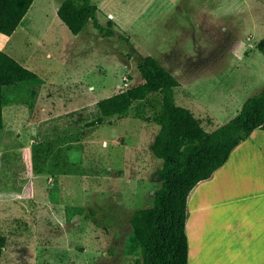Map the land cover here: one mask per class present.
<instances>
[{
    "label": "rangeland",
    "instance_id": "374dc122",
    "mask_svg": "<svg viewBox=\"0 0 264 264\" xmlns=\"http://www.w3.org/2000/svg\"><path fill=\"white\" fill-rule=\"evenodd\" d=\"M62 1L35 0L9 45L43 82L5 91L0 264H138L131 215L161 184L160 126L137 104L89 126L98 102L142 82L151 55L178 78L179 105L207 131L224 125L264 87V0H91L114 36L92 23L73 34ZM10 38L0 33L1 50Z\"/></svg>",
    "mask_w": 264,
    "mask_h": 264
},
{
    "label": "trees",
    "instance_id": "16d2710c",
    "mask_svg": "<svg viewBox=\"0 0 264 264\" xmlns=\"http://www.w3.org/2000/svg\"><path fill=\"white\" fill-rule=\"evenodd\" d=\"M34 0H0V32L12 35ZM58 16L69 30L79 35L92 23L106 36H114V22L98 19V6L91 0H63ZM264 53V38L257 44ZM142 82L98 102L100 115L89 126H98L114 115L124 117L135 107L139 117H152L160 129L151 143L153 154L163 161L160 186L150 207L131 215L134 242L140 249L138 264H188L186 221L188 200L194 188L210 179L232 151L257 129H264V87L243 103L240 111L224 125L207 131L202 119L177 103L178 78L155 57L138 62ZM41 76L9 53L0 51V129L4 127L5 91L19 84L40 85ZM146 109L152 111L151 116ZM0 232V263L7 245Z\"/></svg>",
    "mask_w": 264,
    "mask_h": 264
},
{
    "label": "crops",
    "instance_id": "0c3cea01",
    "mask_svg": "<svg viewBox=\"0 0 264 264\" xmlns=\"http://www.w3.org/2000/svg\"><path fill=\"white\" fill-rule=\"evenodd\" d=\"M16 34L4 43L13 56ZM188 206V264H264V129H255L194 188Z\"/></svg>",
    "mask_w": 264,
    "mask_h": 264
}]
</instances>
